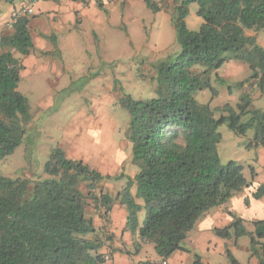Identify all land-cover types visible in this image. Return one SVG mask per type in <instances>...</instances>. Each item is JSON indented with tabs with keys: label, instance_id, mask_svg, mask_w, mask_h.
Returning a JSON list of instances; mask_svg holds the SVG:
<instances>
[{
	"label": "trees",
	"instance_id": "16d2710c",
	"mask_svg": "<svg viewBox=\"0 0 264 264\" xmlns=\"http://www.w3.org/2000/svg\"><path fill=\"white\" fill-rule=\"evenodd\" d=\"M21 1L0 0V5ZM70 1L87 4L91 0ZM95 1L106 11L104 0ZM108 1L124 5L126 0ZM145 1L155 11L162 9L157 0ZM194 2L203 18L198 30L188 29L185 23ZM175 3L173 22L181 51L176 58L155 64L157 96L136 100L127 95L121 100L130 117L126 137L138 168L135 176L115 197L103 189L97 192L103 181L121 175H103L83 160L68 157L61 147L54 149L46 162L45 178L33 181L0 173V264H105L106 255L100 252L103 241L92 236L96 227L86 214L90 199L107 211L115 202L123 205L127 211L125 229L138 234L140 244L153 243L156 254L167 260L184 250L183 241L207 212L250 186L237 161L221 164L218 145L222 134L218 129L227 124L245 135L253 128L251 143L264 147V109L254 106L250 91L241 93L236 106L229 102L223 106L202 104L196 94L212 88L213 94L219 95L212 86V74L217 71L216 79L224 81L218 70L230 60L245 63L251 71L237 86L253 83L264 94V47L257 34H248L264 33V0ZM31 20L28 15L20 16L13 29L0 37V159L24 140L23 123L32 119L28 97L19 90L24 68L20 57L36 50ZM82 181L87 182L86 190L80 187ZM253 196L264 197V184ZM142 209L147 212L143 225L139 220ZM231 214L235 220L214 228L215 234L225 239L250 235L252 256L264 264V218L255 220L250 232L243 218ZM229 257L231 264H246L230 252ZM193 264L206 263L196 253Z\"/></svg>",
	"mask_w": 264,
	"mask_h": 264
},
{
	"label": "rangeland",
	"instance_id": "374dc122",
	"mask_svg": "<svg viewBox=\"0 0 264 264\" xmlns=\"http://www.w3.org/2000/svg\"><path fill=\"white\" fill-rule=\"evenodd\" d=\"M157 2L162 6L158 11L147 5L145 0H126L124 5H121L120 1H114L112 7H106V11L101 13L104 17L102 23L83 17L84 23L82 18L81 21L78 18L77 26L68 24L62 26V30L59 31L60 28L44 26L48 13L28 15L35 19L32 32L36 39L38 36L46 39L48 42L45 48L52 50L45 54L43 48L36 46L33 53L42 57L40 63H47L46 68L40 71L33 64L21 71L19 90L28 97L32 119L23 123L26 130L24 140L10 155L0 159L2 175L11 178L27 177L33 181L45 178L47 177L45 164L52 151L58 147L63 148L69 157L72 155L79 158L77 147L80 143L77 138L80 135L75 133L80 130V134L83 135V130L96 117L113 118L115 120L113 126L115 124L117 130L125 132L126 137L130 117L121 100L127 95L136 100L157 96L156 81L153 78L156 75L155 64L169 58L174 59L181 51L173 22L177 13L175 0H157ZM2 4L5 5V2ZM29 5H31L30 0L22 7ZM198 10L197 2L189 5L185 23L190 30H198L203 23ZM12 29L7 25L2 34ZM68 30H71L72 39ZM260 40L264 44L262 31H260ZM0 52H2L1 48ZM238 67H243V70ZM195 68L199 69L200 65H195ZM216 72L212 74V86L217 88L220 94L215 96L212 88L198 91L196 98L202 104L223 106L229 102L236 106L239 96L244 91H250L253 96L259 91L253 83H247L244 88L237 86L238 82L247 79L251 74L248 65L243 62L230 60L219 69L218 72L223 76L224 81L216 79ZM229 85L232 86V94L229 93ZM253 103L261 106L260 104H264V98L256 99ZM220 114L218 113L217 116ZM218 130L222 134V141L218 145L220 162L226 164L234 160L243 167L250 186L235 195L244 197V204L249 206L250 199L259 200L253 194L260 185L264 184V154H261L264 147L251 143L254 137L253 128L245 135L232 131L227 124L221 125ZM124 141L121 148L130 156L132 143L127 137ZM129 169L132 174L134 170L131 165ZM106 182L109 181H103L99 185L97 192L102 188L109 189ZM256 184H259L257 188ZM80 185L86 190V181H82ZM252 187L255 190H252ZM139 202L143 204L142 199ZM91 208L95 213L103 214L100 204L90 199L86 207L88 216ZM227 212L231 217L229 224L235 220L231 214L234 213L236 217L244 219L245 227L250 232L254 231V221L264 216L245 218L236 211L227 210ZM146 213V209L139 212L141 225L146 220ZM87 235L89 236L90 233ZM187 238L182 243L184 250L178 251L187 250L193 259L198 253L211 264H231L229 252L243 263H247L252 258L256 259L252 256L250 235L230 238L232 247H227L223 253L217 251L214 254L204 251L196 244H190ZM128 248L130 252L135 251L133 245Z\"/></svg>",
	"mask_w": 264,
	"mask_h": 264
},
{
	"label": "crops",
	"instance_id": "0c3cea01",
	"mask_svg": "<svg viewBox=\"0 0 264 264\" xmlns=\"http://www.w3.org/2000/svg\"><path fill=\"white\" fill-rule=\"evenodd\" d=\"M28 1L29 0H24L13 5H0L3 12L0 14V35H2V32L7 27V21L10 19L12 11L23 6ZM30 1L31 6H33L35 10V13L32 15L37 16L36 13L39 12L48 13L49 16L45 19L46 21L44 20V26H53L54 29L60 28L58 31L62 30V26L68 24L77 26L79 22L78 18L80 21L82 18V23L85 22L83 17L85 19H90L91 21L97 20L98 23L104 21V17L101 15L103 10L98 8L95 0H91L87 4L70 0H63L60 3L48 0ZM104 3L107 8L109 6L112 7V3L108 0H104ZM34 20L35 19H32L30 22V31L34 43L36 46L43 48L45 54H48L52 50L45 48L46 42L48 41L41 38V36H38L36 39L32 32ZM68 31L70 38L72 39L73 36H71V30ZM248 34H257L258 43L262 47L264 46L263 42L260 40V32L248 31ZM41 58L42 57L39 55L31 53L25 57H21V63L24 65V68L34 64L40 71H42L46 68L47 63L41 64ZM243 67H238V69L240 68L243 70ZM262 98H264V94L262 95L260 91H258L257 94L253 96V101ZM260 105L261 106H255L264 109V104ZM114 121L113 118H108L107 116L96 117L94 120H91L89 126L83 130V135H81L80 130H78L75 134L82 137V139H80V136L77 138L80 143L77 147L80 157L78 158V156L74 157L71 155L70 158L83 160L88 165L90 164L91 168L98 170L103 175H111L113 177L121 175L118 178H112L108 180L109 182H106L109 189L102 188L104 191H108L115 197L127 184L128 179L135 176L138 168L132 162V155L128 156L127 152L122 150V142H125L124 138H126L125 132L117 130L115 124L113 126ZM261 154H264V150ZM130 165L133 167L132 170H134L132 171V174L129 172ZM258 185L259 184H256L255 187L257 188ZM111 186L113 187L111 188ZM252 190H255V188L252 187ZM133 191L135 192V189ZM230 200L231 201L228 205L224 204L225 207L222 205L221 207L213 208L207 212L203 218L198 221L195 228L190 231L187 242L192 245L196 244L204 251L211 252L212 254L217 251L223 253L226 251L227 247L231 248L232 244L229 239L216 236L214 228L224 227L230 223L231 217L227 214L229 213L227 210L230 212L236 211L245 218H256L258 215H264V197L259 200L250 199L249 206L244 204V197H237V195H234ZM247 208L249 209L246 210ZM89 217L93 219L96 227V231L92 236L98 237L103 241V246L100 252L104 255H109V259H107L108 264H142V262H148L149 264H163L162 258L156 254L154 244L145 242L140 244L138 234L136 235L125 229L127 223V211L119 202H115L112 206L109 211L107 222L102 215L95 213L92 208ZM262 218H264V216ZM130 245L135 247L134 252H130V248H128ZM203 260L206 264H211L210 261L205 260L204 258ZM165 261V264H193V257L187 252V250L177 251ZM256 262H258V259L252 258L246 264H255Z\"/></svg>",
	"mask_w": 264,
	"mask_h": 264
},
{
	"label": "built area",
	"instance_id": "2783aa9c",
	"mask_svg": "<svg viewBox=\"0 0 264 264\" xmlns=\"http://www.w3.org/2000/svg\"><path fill=\"white\" fill-rule=\"evenodd\" d=\"M34 7L29 5V6H25V7H19L18 9H14L11 13V18L9 21H7V25L10 28H13L14 24L18 21L19 17L22 15H30L32 13H34ZM101 207V211H102V216L105 219V221H108V216H109V211L106 210V208L100 204ZM109 255H106V259H109L108 257ZM163 264L166 263L165 260H163L162 262Z\"/></svg>",
	"mask_w": 264,
	"mask_h": 264
}]
</instances>
